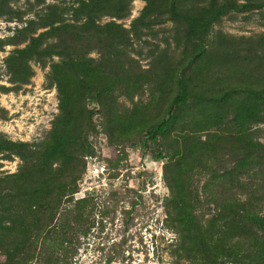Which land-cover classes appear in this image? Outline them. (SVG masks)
<instances>
[{
	"label": "rangeland",
	"instance_id": "rangeland-1",
	"mask_svg": "<svg viewBox=\"0 0 264 264\" xmlns=\"http://www.w3.org/2000/svg\"><path fill=\"white\" fill-rule=\"evenodd\" d=\"M82 1L0 0V136L30 143L34 167L60 113L59 78L73 95L72 149L84 151L72 189L55 185L70 167L55 159L17 214L0 210V264H264V162L243 148L264 145V7H227L201 31L204 3L144 14L145 0H128L113 14L111 0L95 24H116L119 39L81 29ZM73 59L93 69L56 74ZM22 163L0 151L2 175Z\"/></svg>",
	"mask_w": 264,
	"mask_h": 264
},
{
	"label": "trees",
	"instance_id": "trees-1",
	"mask_svg": "<svg viewBox=\"0 0 264 264\" xmlns=\"http://www.w3.org/2000/svg\"><path fill=\"white\" fill-rule=\"evenodd\" d=\"M111 0H87L81 2V10L80 13H83V15L86 16L85 22L82 24L81 29L84 31L90 30L91 33H99V34H105V30L110 33H114V35L118 36L119 39L123 37V34H121L120 30L118 31L115 28H118L116 24L114 23H108L106 24L105 28H101L100 26L95 24V20L98 19L101 14L103 13V10L106 9V5L110 3ZM118 4L121 3V7L118 8L113 14H122V9L126 6L128 0H117ZM146 6L144 9V14H149L152 12V8L155 6H158L159 4L165 5L170 4L169 6H172V8H179L186 6L188 4H191L192 6H195L197 3H204L208 9L205 10L202 5V9L206 14L209 15L206 19H196L194 23V28L200 29L201 31H208L210 28V25L215 21L211 20V17L217 18L218 12H223L227 7L231 8H237V9H243V10H249L251 8H261L264 7V0H243L241 4H238V0H145ZM118 4H115L118 5ZM183 9V8H182ZM71 27H66L64 29H67L69 31ZM77 29V28H76ZM220 41V40H219ZM218 44L214 40L213 48L216 49V46ZM226 47L230 45V42H227L224 44ZM27 52L25 50H21L20 52V58L23 62L22 65H19L20 73L22 76L19 78L21 81H24L26 79L27 72V65L24 62ZM75 59V58H74ZM72 60L70 62V65L72 67L69 68L67 65H63L66 62L62 60V62L59 65H56V74H64L67 79L78 80L82 75H85L86 72H88L90 69H93L91 67H87L84 65L83 61L80 60ZM73 65V66H72ZM57 86H58V94H59V109L60 113L56 116V119L53 123L52 133L53 136H51V145L47 147V149H41L38 150L40 157L37 159V163L34 167H30L28 162L29 158L32 157V151L30 149L31 144L26 142H17L13 141L11 139L5 138L0 136V151H5L9 154H15L22 160V166L18 170L17 173H6L1 174L0 173V210L1 213H4L5 215H15L18 213V205L20 198L23 197L26 193V189L33 190V193H39L38 187H33L31 180L34 176L35 170L42 168L47 163L48 165L51 164V161H54L55 159L59 161V163L62 165L63 162L66 160L70 161V167L68 169V179L63 180V178L59 177L57 178V183L55 185H58V189L61 190L62 186L65 189H72V184L74 183V179L76 176V171L78 173V157L81 155V153H84V151H77L76 149H72L76 142L73 140V133H76L73 125H72V113L73 110L72 104V91L67 89L66 84L63 80L57 78ZM99 90L92 92L88 90V93L90 94V97L96 98L98 95ZM185 100V92L182 90L172 101V104L170 105L169 109L165 113V115L161 118V120L156 123V125L147 132V137L149 140H155L158 135L164 133L168 127V125L171 123L172 118L174 116V111L176 106L181 104ZM259 120V118H258ZM262 120V119H261ZM71 134V136H70ZM247 144V143H246ZM245 144V145H246ZM83 146V145H81ZM246 150L254 151L255 153L257 151L260 159V164H263L264 162V145H262L260 142H256L254 145L244 146ZM35 157V156H34ZM164 155L161 152H158L154 158L160 159L163 158ZM172 159H175V156H171ZM247 158V157H246ZM180 160V159H179ZM176 160L175 161H179ZM245 160V159H244ZM176 164V163H175ZM33 188V189H32ZM55 188L51 189L50 193L54 191ZM6 190V191H5ZM57 190V189H56ZM37 194H35L36 196ZM27 196L24 197V199ZM28 199V198H27Z\"/></svg>",
	"mask_w": 264,
	"mask_h": 264
}]
</instances>
